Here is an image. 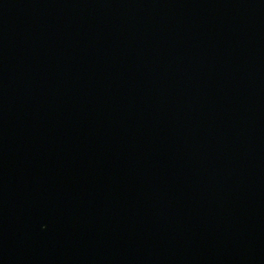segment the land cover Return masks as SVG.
<instances>
[{
	"label": "water",
	"instance_id": "1",
	"mask_svg": "<svg viewBox=\"0 0 264 264\" xmlns=\"http://www.w3.org/2000/svg\"><path fill=\"white\" fill-rule=\"evenodd\" d=\"M0 264H264V0H0Z\"/></svg>",
	"mask_w": 264,
	"mask_h": 264
}]
</instances>
